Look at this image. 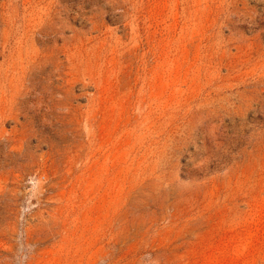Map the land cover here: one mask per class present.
<instances>
[{"label":"rangeland","instance_id":"rangeland-1","mask_svg":"<svg viewBox=\"0 0 264 264\" xmlns=\"http://www.w3.org/2000/svg\"><path fill=\"white\" fill-rule=\"evenodd\" d=\"M0 264H264V0H0Z\"/></svg>","mask_w":264,"mask_h":264}]
</instances>
